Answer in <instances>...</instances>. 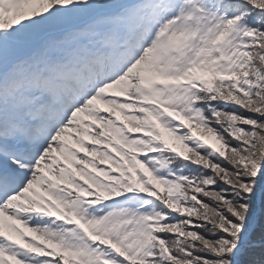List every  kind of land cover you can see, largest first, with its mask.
<instances>
[{"label":"snow or ice","instance_id":"snow-or-ice-1","mask_svg":"<svg viewBox=\"0 0 264 264\" xmlns=\"http://www.w3.org/2000/svg\"><path fill=\"white\" fill-rule=\"evenodd\" d=\"M0 264H264V0H0Z\"/></svg>","mask_w":264,"mask_h":264}]
</instances>
